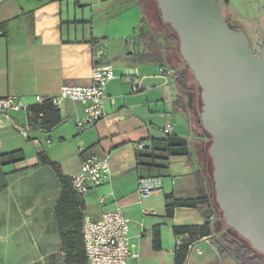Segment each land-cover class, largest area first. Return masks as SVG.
I'll return each instance as SVG.
<instances>
[{
  "label": "crops",
  "instance_id": "0c3cea01",
  "mask_svg": "<svg viewBox=\"0 0 264 264\" xmlns=\"http://www.w3.org/2000/svg\"><path fill=\"white\" fill-rule=\"evenodd\" d=\"M145 5L144 0H0V97L15 95L34 104L37 95L56 96L65 85L90 84L95 66H112L115 77L106 86L105 116L96 125L76 128L82 104L65 99L58 124L48 131H32L31 136L35 131L48 134L51 145L79 136L77 171L67 175L45 147L39 152L58 163L70 178L80 170L84 149L109 156L111 174L85 194L84 213L99 219L104 212L121 206L129 219L132 243L133 255L127 264H174L177 247L189 237L175 236L173 227L207 222L213 233L190 245L185 264H227L225 245L234 236L224 227L217 209L178 207L172 218L165 216L166 194L195 198L200 190H208V177L198 160V150L208 136L201 125L196 95L183 92L176 81L177 70L187 65L183 59L164 60L151 20H143ZM108 24L116 29L106 30ZM164 32L166 36L168 30ZM152 39L158 44V55L150 48ZM166 47L176 50L167 43ZM98 53L99 58H95ZM162 67L171 72L161 73ZM135 82L140 86L137 90ZM26 120L29 117L22 112L3 119L0 140L6 133L16 137L12 123ZM168 135L176 144L172 150L178 154L166 152ZM151 144L154 150L147 148ZM0 147V155L19 150L24 155L23 160L11 164L2 165L0 160L4 179V174L16 171L26 156L9 141ZM38 153L35 165H44ZM148 177H160L162 188L143 198L138 183ZM9 186L1 184L0 193H8ZM55 192L59 198L60 183ZM100 196L105 200L100 201ZM156 225L161 229L160 251L152 248Z\"/></svg>",
  "mask_w": 264,
  "mask_h": 264
},
{
  "label": "water",
  "instance_id": "95a60500",
  "mask_svg": "<svg viewBox=\"0 0 264 264\" xmlns=\"http://www.w3.org/2000/svg\"><path fill=\"white\" fill-rule=\"evenodd\" d=\"M200 87L216 202L226 225L264 255V45L223 18L217 0H154Z\"/></svg>",
  "mask_w": 264,
  "mask_h": 264
},
{
  "label": "rangeland",
  "instance_id": "374dc122",
  "mask_svg": "<svg viewBox=\"0 0 264 264\" xmlns=\"http://www.w3.org/2000/svg\"><path fill=\"white\" fill-rule=\"evenodd\" d=\"M144 1L150 7L152 16L155 14V19L150 21V15L147 22H151L152 32L162 46L164 60H181L177 50L166 47V32H162L169 28L161 21L157 3ZM217 4L225 21L234 29H242L254 53L259 55L264 45V0H217ZM139 9L143 12L141 4ZM112 28L116 29L108 24L105 29L113 31ZM185 69L195 81L189 68L186 66ZM198 99L200 113L202 105ZM11 129L17 136L6 133L0 143L9 141L18 146L17 149L21 148L26 158L21 166L16 165V171L4 174V179L0 174V185L4 182L10 185V193H0V264H66L67 251L61 239V225L54 216L58 198L55 189L59 181L49 165L35 164L37 153L45 147L48 155L62 165L67 175L74 174L78 169L76 140L79 136H68L60 144L57 141L51 145L47 143L46 133L35 131L31 136L34 139L27 140L15 128ZM1 148L0 153L3 152ZM230 234L240 238L234 231ZM224 257L227 264H236L229 250L224 252Z\"/></svg>",
  "mask_w": 264,
  "mask_h": 264
},
{
  "label": "trees",
  "instance_id": "16d2710c",
  "mask_svg": "<svg viewBox=\"0 0 264 264\" xmlns=\"http://www.w3.org/2000/svg\"><path fill=\"white\" fill-rule=\"evenodd\" d=\"M154 2L157 3L156 1ZM146 5L144 8L143 20L147 21L148 16L150 15V20L155 19V14L152 16V13H150V7ZM157 12L159 13L161 18L160 10L158 7ZM167 26L169 29L167 35L165 36V40L168 44V48H175L179 52L177 34L171 29L169 25ZM151 41L152 43L150 44V48L154 55H158V44L155 39H152ZM175 77L177 84L183 92L196 95V98H200L201 100L200 87L198 86L196 80L194 81L189 76V73L186 69L177 70V72L175 73ZM31 111L32 114L28 117L30 122L36 129L48 131L61 121L59 109L52 106L50 102L45 101L41 104H34L31 106ZM40 111H45L42 117L39 116ZM206 135L208 136V138L205 139L204 145L201 146L198 150V160L203 169V172L207 174L209 185L208 190H200L199 196L195 198H175L173 194H166L165 216L167 218H172L174 216L175 209L178 207L196 208L202 211L206 209H217L220 213L221 222L223 223L224 227H226L230 231H234L226 225L219 206L216 202L213 181V165L212 159L208 153V149L211 145V139L208 133H206ZM165 142L167 143V149H165L167 153L178 154V150H172V148L175 147L176 144H173V138L171 135H168L165 138ZM147 148L149 150L155 149L152 144L151 148H149V146ZM87 150L88 149H86L85 151ZM38 158L41 164L49 165L53 169L61 185V192L54 207V213L61 225V239L67 251L66 264H85L86 256L82 238V223L85 216L84 210L86 209L85 202L83 198L79 197L74 191L71 182L72 178L66 176L63 173L62 168L58 163L52 161L42 151L38 153ZM23 159L24 155L21 150L11 152L9 154L0 155L2 165L15 163ZM173 233L175 236L187 235L189 237L186 243H181L177 247L174 254V264H185L189 246L195 240L211 235L213 233V230L210 226V223L207 222L203 225L174 226ZM152 248L154 251L162 250L161 229L159 225H156L153 228ZM225 248L232 253L236 264H264V255L255 251L251 247V245L241 237L239 239L233 237L228 241L227 245H225Z\"/></svg>",
  "mask_w": 264,
  "mask_h": 264
},
{
  "label": "built area",
  "instance_id": "2783aa9c",
  "mask_svg": "<svg viewBox=\"0 0 264 264\" xmlns=\"http://www.w3.org/2000/svg\"><path fill=\"white\" fill-rule=\"evenodd\" d=\"M99 55L100 53L96 54L95 58H99ZM160 72L170 73L171 71L162 67ZM114 77L112 66H95L90 84L85 86L65 85L56 96L37 95L34 104L47 101L55 108L60 109L62 101L65 99L80 102L83 114L75 120V126L79 130L87 129L96 125L105 116L106 86ZM134 88L135 90L139 89V84L135 82ZM34 104H29L15 95L0 97V127L3 125V119H9L13 113L22 112L30 116L32 114L31 106ZM44 112L40 111L39 116L42 117ZM12 126L27 140L32 138V131L35 130L29 120L12 123ZM170 129L171 125H168L167 131L170 132ZM47 143L50 144L51 139H47ZM85 150L81 151L83 159L80 170L71 179L74 191L81 198L89 190L101 185L111 174L109 156ZM161 188L160 177H148L139 180L137 190L139 195L145 198ZM99 200L104 201L105 198L100 196ZM82 238L86 256L85 264H127L133 255L129 219L123 213L121 206L104 212L99 219H93L90 215L85 214L82 223ZM190 248L191 246H189Z\"/></svg>",
  "mask_w": 264,
  "mask_h": 264
}]
</instances>
